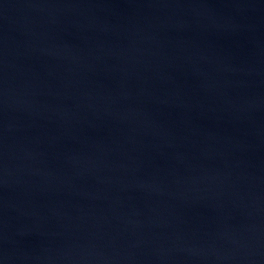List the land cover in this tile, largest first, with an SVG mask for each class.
Returning <instances> with one entry per match:
<instances>
[{"label": "water", "instance_id": "1", "mask_svg": "<svg viewBox=\"0 0 264 264\" xmlns=\"http://www.w3.org/2000/svg\"><path fill=\"white\" fill-rule=\"evenodd\" d=\"M0 264H264V0H0Z\"/></svg>", "mask_w": 264, "mask_h": 264}]
</instances>
